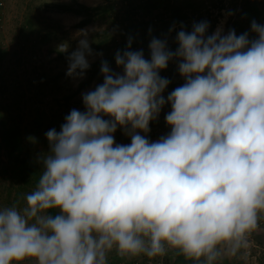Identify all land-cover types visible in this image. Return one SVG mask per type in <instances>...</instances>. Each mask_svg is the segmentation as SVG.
I'll return each instance as SVG.
<instances>
[{
  "label": "clouds",
  "instance_id": "clouds-1",
  "mask_svg": "<svg viewBox=\"0 0 264 264\" xmlns=\"http://www.w3.org/2000/svg\"><path fill=\"white\" fill-rule=\"evenodd\" d=\"M208 27L181 28L175 51L153 38L150 59L117 52L122 75L102 64L85 111L45 133L50 151L25 206L0 207V264H109L112 253L246 258L264 219V25L251 23L253 39ZM87 34L79 30L69 76L89 67ZM174 58L185 82L165 99L159 70ZM166 103L171 130L150 142L137 130L147 133ZM118 126L130 144L115 143Z\"/></svg>",
  "mask_w": 264,
  "mask_h": 264
},
{
  "label": "rangeland",
  "instance_id": "rangeland-1",
  "mask_svg": "<svg viewBox=\"0 0 264 264\" xmlns=\"http://www.w3.org/2000/svg\"><path fill=\"white\" fill-rule=\"evenodd\" d=\"M70 1L0 0V115L6 124L13 123L20 128L22 156L34 158L41 171L43 159L50 151L45 133L50 129L59 132L71 110L85 111L83 95L94 91L104 81L103 74L96 70L89 83L75 93L85 77V70L83 76L67 75L68 58L57 57L54 53L62 43L67 44L68 49L77 48L78 41L84 38L79 35V30L87 31L89 44L103 41L104 44L119 46L131 41L132 51L142 50L144 58L150 59L149 44L153 38L165 40L167 48L175 51L178 47L177 33L181 28L190 32L194 23L208 22L206 35L213 34L219 27L222 34L229 30H234L237 35L248 32L250 39L256 37L250 30L251 23L255 21L264 25V0H171L172 7L184 4L181 14L185 17L180 19L178 14L173 16L170 11H165L162 19L158 20H153L149 12L142 9L128 17V3L137 4V0H77L90 7H108L83 26L77 24L81 15L53 7L55 3ZM186 2L195 4L185 5ZM142 18L144 20L139 22L132 36L127 32V23ZM102 54V50L93 51L90 55L86 54V59L91 63L99 60ZM178 63L174 58L168 66L176 68ZM111 72L122 75L123 68L116 65ZM160 73L164 78L168 76V72L162 69ZM174 81V88L167 85L161 93L165 99L185 82L180 74ZM170 110V105L166 103L156 119L149 122V131L137 132L140 135L149 134L146 138L150 142L166 136L171 130L165 121ZM112 135L116 144L131 142L127 141L130 135L119 126ZM19 168L8 158L0 141V207L16 204L22 208L26 204L24 196L34 188L25 180V170ZM248 243V249L244 250L246 258H241L242 253L232 259L240 260L242 264H259L264 258V219L251 234ZM112 257H116L115 253L110 254L109 258Z\"/></svg>",
  "mask_w": 264,
  "mask_h": 264
},
{
  "label": "trees",
  "instance_id": "trees-1",
  "mask_svg": "<svg viewBox=\"0 0 264 264\" xmlns=\"http://www.w3.org/2000/svg\"><path fill=\"white\" fill-rule=\"evenodd\" d=\"M170 1L171 0H137V4L128 3L129 10L127 12V16L129 17L131 13H134L138 9H142L147 10L153 20L155 18H157V20L160 18L162 19L163 15H165V13L163 12L165 11H170L171 15L173 16L178 14L180 19L182 17L184 18L185 16L181 14V10L185 7L182 6L184 4H179L177 6L174 5V7H172ZM193 4L195 3H185V5L190 6H193ZM221 6L222 5L220 3L219 7ZM53 7L57 8L59 11L62 12L81 15L82 18L77 23L79 26H83L89 23L99 13L105 12L106 9L108 10L107 6L90 7L77 0H71L70 2L65 3H55L53 4ZM143 20L144 19L142 18V20L140 21H130L129 23H127V32L134 36L136 33V28L139 27V22ZM89 46L92 50L91 52L102 50L103 54L99 60L89 63V67L85 70V77L79 82L77 88L75 89V93L79 92L83 86L89 83L91 78H93V75L96 70H99V72H101V66L104 62H107V65L111 71L112 67L117 65L115 62V56L117 52L122 55L125 51H132L133 49L131 43L130 45L122 44L116 46L104 44L103 41L90 43ZM76 49L77 48L68 49L67 52H60L59 50H56L54 51V53L57 57L68 58L69 54ZM175 67L176 68L167 65L165 69H162V71L168 72V76L166 77V79L169 80L168 85L170 88H174V86L176 85L174 78L178 77L179 75L178 67ZM159 75L160 77L164 78V75L162 73H160ZM143 136L147 137L149 136V134ZM0 141L6 150V155L8 156V158L12 160L13 164L18 165L20 168L25 170V175L27 177L25 178V180L32 184L33 187H35L41 170L38 168V165L34 158L29 156H22V140L20 128L16 124H6L5 122H3L1 115ZM127 141H131V137H128ZM109 264H193V261L186 260L181 255H176L172 252H169L168 254L162 257H156L152 259L141 255L139 258L123 260L122 258L116 256L109 258ZM220 264H242V262L240 260H233L232 258H225L220 262ZM259 264H264V258L260 259Z\"/></svg>",
  "mask_w": 264,
  "mask_h": 264
}]
</instances>
